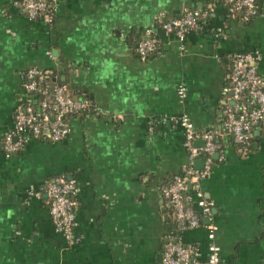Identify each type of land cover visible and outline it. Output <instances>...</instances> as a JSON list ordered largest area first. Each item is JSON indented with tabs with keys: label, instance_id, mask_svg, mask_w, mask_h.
<instances>
[{
	"label": "crops",
	"instance_id": "obj_1",
	"mask_svg": "<svg viewBox=\"0 0 264 264\" xmlns=\"http://www.w3.org/2000/svg\"><path fill=\"white\" fill-rule=\"evenodd\" d=\"M54 1L48 26L29 21L19 0H0V264H161L170 233L205 261L207 221L177 233L160 188L189 164L182 117L199 133L222 132L231 57L258 53L264 80V0L248 23L222 0ZM190 10L206 14L198 32L179 41L160 31ZM147 29L159 50L142 61L128 37ZM30 68L84 92L92 110L69 120L62 142L51 143L45 131L7 158L2 138L17 108L32 100L22 91ZM221 144L200 183L221 264H264V128L253 131L246 155L227 137ZM203 145L198 139L193 148ZM58 175L77 190L70 247L42 191Z\"/></svg>",
	"mask_w": 264,
	"mask_h": 264
},
{
	"label": "built area",
	"instance_id": "obj_2",
	"mask_svg": "<svg viewBox=\"0 0 264 264\" xmlns=\"http://www.w3.org/2000/svg\"><path fill=\"white\" fill-rule=\"evenodd\" d=\"M231 15H237L242 23H248L258 15L257 0H222ZM17 8L31 22L41 21L52 26L55 17L54 0H19ZM206 14L194 10L185 11L179 18L161 23L160 31L174 36L179 41L192 32L200 30V22ZM159 41L154 30L144 31V39L137 44L135 53L144 61L149 55L158 54ZM48 56H50L48 54ZM258 53H241L231 57L229 84L226 90L228 99L223 110L222 132L214 130L199 133L186 116L179 121L184 130V148L188 151L189 164L181 173L173 175L168 183L160 188V194L174 217V230L177 233L196 229L204 225L209 239L205 261H200L193 249L183 246L170 233L166 235L162 247L161 264H221L220 250L214 243L216 227L211 224L212 206L203 200L200 183L206 179L213 165L212 157L222 150L223 137L240 149L242 155L249 152L252 134L255 129L264 128V80L257 72ZM50 73L30 68L22 76V91L30 96H40L37 113L30 105L18 107L14 115V128L2 138V151L10 158L30 140H39L45 131L49 140L57 144L65 140L69 133V116L82 113L90 108L87 101H75L65 96V88H50L43 83ZM177 97L183 102L186 90L178 86ZM34 104H36L34 100ZM219 138V139H218ZM201 139L200 149L193 148V143ZM201 160L200 170L193 168V163ZM223 160V156L219 158ZM48 201L51 221L70 247L75 243L76 228L75 208L76 187L64 175L48 180L43 188Z\"/></svg>",
	"mask_w": 264,
	"mask_h": 264
},
{
	"label": "trees",
	"instance_id": "obj_3",
	"mask_svg": "<svg viewBox=\"0 0 264 264\" xmlns=\"http://www.w3.org/2000/svg\"><path fill=\"white\" fill-rule=\"evenodd\" d=\"M225 6V5H224ZM227 8V7H226ZM144 38V33L140 32V33H132L129 37H128V44L133 46L134 48V52L136 50V46L138 43H140ZM136 54V53H135ZM136 57L138 58V56L136 55ZM152 57H155V54H152V55H149L145 60L149 59V58H152ZM144 60V61H145ZM46 85H49L50 88H53L54 86L58 85V86H62L59 82H58V78L56 77H53V75H50L46 80H44L43 83L39 84V86L41 88H44ZM63 87V86H62ZM65 96L72 99V100H75V101H89V97L82 91H75V90H72V89H65ZM34 100L36 102V104H34ZM40 102V96H35L33 97V99L30 101V102H26L24 103V106L26 105H30L34 108V111L37 113V104ZM92 109L89 108L87 109L86 111H83L82 113H79V114H75V115H70L68 118L69 120L72 119V118H75V117H79L80 115H84L86 112H90ZM219 139V138H218ZM219 142H221L220 140H218ZM249 151H250V146H249ZM221 152V150L219 151ZM218 152V153H219ZM173 177V176H172ZM170 177L168 182L170 181V179L172 178ZM167 182V183H168Z\"/></svg>",
	"mask_w": 264,
	"mask_h": 264
},
{
	"label": "water",
	"instance_id": "obj_4",
	"mask_svg": "<svg viewBox=\"0 0 264 264\" xmlns=\"http://www.w3.org/2000/svg\"><path fill=\"white\" fill-rule=\"evenodd\" d=\"M46 133H47V131H46ZM202 165H203L202 161H197V162H195L194 168L197 170H200L202 168Z\"/></svg>",
	"mask_w": 264,
	"mask_h": 264
}]
</instances>
